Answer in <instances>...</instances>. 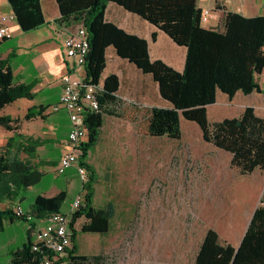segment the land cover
Returning <instances> with one entry per match:
<instances>
[{
    "label": "trees",
    "instance_id": "trees-1",
    "mask_svg": "<svg viewBox=\"0 0 264 264\" xmlns=\"http://www.w3.org/2000/svg\"><path fill=\"white\" fill-rule=\"evenodd\" d=\"M16 21L25 32L45 23L41 0H8ZM60 16L59 25L73 27L84 24L89 34V51L86 56V80L99 83L107 65L106 50L115 49L120 58L134 64L157 83L159 94L166 103L152 106L147 116L146 129L152 136L178 139L182 134L181 119L194 121L202 131L204 140L231 153V166L242 174L264 169V116L254 106L248 105L238 116L210 121L208 106L215 103L218 92L233 99L238 92L263 94L259 76L264 71V14L244 16L227 10L222 15V26L202 27L201 8L197 0H56ZM109 2H115L138 14L163 30L178 45L185 46L187 53L182 70L161 58L152 59L148 40L128 32L106 17ZM221 2L216 4L218 8ZM215 7V8H216ZM157 33H152L156 40ZM10 54L15 55V52ZM12 57L0 56V108L15 100L33 98L36 81L16 82L11 65ZM100 92V111L85 113L88 141L82 142L80 164L87 169V180L82 183L83 205L73 215V223L80 217L86 221L82 232L105 233L110 229L114 207L93 205L96 171L87 162L88 151L99 139L104 113L114 114L110 103L119 100L120 89L117 73H109L103 79ZM47 106L30 107L23 118L10 113L0 114V126L13 134L0 146V205L13 206L22 201L24 192L44 176L41 167L48 164L38 160V148L47 143L46 138L27 135L20 131L22 119L45 118ZM67 192L62 190L53 196L38 194L23 214L11 208L1 210L0 215L16 216L30 224L46 219L54 212L62 211ZM30 231V228H29ZM31 232V231H30ZM74 229L73 245L66 259L67 264H105L102 254L78 253ZM42 254L31 249V242L12 252L13 264H40ZM194 264H264V189L260 204L255 208L238 246L222 243L219 232L209 227L194 257Z\"/></svg>",
    "mask_w": 264,
    "mask_h": 264
},
{
    "label": "rangeland",
    "instance_id": "rangeland-1",
    "mask_svg": "<svg viewBox=\"0 0 264 264\" xmlns=\"http://www.w3.org/2000/svg\"><path fill=\"white\" fill-rule=\"evenodd\" d=\"M217 21L215 27L222 24V16ZM7 44H0V52ZM130 78L137 89L148 83L144 76L136 73H131ZM259 81L264 88V71ZM124 86L119 100L112 106L114 114L106 116L103 131L98 142L89 149L87 158L96 171L93 205L112 204L114 215L105 233L82 232L86 218L80 217L76 221L77 252L105 255V264H191L209 227L219 232L222 243L237 246L253 208L260 204L264 169L242 174L231 166V153L204 140L198 124L184 117L180 138L149 135L147 116L150 104L157 102L156 90L148 87L150 100L136 89L133 92L126 84ZM248 105L264 116L262 93L238 92L229 99L219 91L216 102L208 106V118L215 121L238 116ZM7 111V107L0 108V113ZM53 112L52 121L58 125L61 135L67 112L65 109ZM44 119L49 117L46 115ZM50 122V126L37 122L30 125L38 131L44 130V136L48 137L52 134L45 130H52ZM11 132L0 126V146ZM57 141L50 140L51 145L40 146L38 158L47 151L51 157L58 153L60 157L66 148L60 138ZM47 162L52 165L54 159ZM74 167L77 169L76 165ZM64 175L56 172L59 179ZM68 201L67 197L62 209ZM22 204L26 206L28 201L24 198ZM9 208L11 206H3L1 210Z\"/></svg>",
    "mask_w": 264,
    "mask_h": 264
},
{
    "label": "crops",
    "instance_id": "crops-1",
    "mask_svg": "<svg viewBox=\"0 0 264 264\" xmlns=\"http://www.w3.org/2000/svg\"><path fill=\"white\" fill-rule=\"evenodd\" d=\"M41 3L45 16V23L37 29L25 32L21 29L20 25L16 21L9 1L0 0V17L2 21L6 24H9L10 28L13 30L12 37L0 39V44L9 43L5 46L4 50L0 52V56L3 58L12 57L10 62L13 69L14 80L16 82L36 81L33 87V92L35 93L34 97H22L15 100L11 104L5 106L8 108L6 113H10L15 117L23 118L26 111L30 107L35 105L47 106L44 114L47 115V118L49 117V119H43L40 116L29 120L22 119L20 131L27 135L46 138L48 140L47 143L50 145V140L55 142L57 141V138H60V142L64 143L63 145L67 149V132L70 128L69 118H67V121L63 125L64 127L62 131L64 133H61L60 135L58 132V125L54 122V120L52 121V115H54V112L51 110V105L58 101L60 80L66 71V56L63 47V38L65 36L66 30L64 29L65 26L59 25L56 22V19L60 16V10L57 1L41 0ZM225 8L227 10L240 12L244 16H256L264 14V0H223L212 15L210 20L211 26H216L218 22L217 20H219V18L224 15ZM106 17L108 20L113 21L128 32L146 38L149 45V54L152 59L161 58L173 67L179 70L183 69L187 48L175 43L172 38H170V36H168L163 30L151 24L138 14L126 10L124 7L118 5L115 2L108 3ZM221 26L222 25H219L218 27ZM153 32L157 33L156 40L152 39ZM11 52H15V55L12 56V54H10ZM106 57L107 65L102 74L101 82H103V79L109 73H117L120 78V89L118 93H116L118 98L120 91L125 87L124 85L126 84L129 90L134 92L136 89V91L141 95L149 96V98L143 96L144 98L151 100L150 91L147 89L148 87H152L156 90L155 99L157 102L150 105L163 106L166 104L159 94L157 83L153 81L149 74L143 73L134 64L123 58H120L112 46L107 48ZM118 67H121L120 70ZM131 73L144 76L146 80H148L147 85H141L139 89L134 87V83L132 84V79L130 78ZM113 105L114 103L109 104L111 107ZM107 115H109V113H104L103 125L101 127L100 134L103 131ZM49 121H51L50 123H53V126L52 130H45L46 132L52 134L48 137L44 136V130L38 131L37 129H34L32 125H30L33 122H37V124H40L41 126L43 124H48L50 126L51 124H49ZM12 134L13 132H11V135ZM59 155L60 153H58L56 157H51L48 151L45 154H40V158H38L37 161L39 159L47 161H52L54 159V162L52 165H43L41 167V169L44 171V176L42 179L35 185L30 186L28 190L24 192V198L25 201H28V204L23 206L22 201H14L12 206L13 209L17 206H21L25 212L29 211L31 203L38 194L53 196L62 190L67 192V197L69 198L66 208L62 209V211L69 207L73 198L81 191L80 189L82 187V181L78 176L77 169L74 166L68 168L64 172L65 175L62 179H59L60 176H56L54 165L57 163ZM52 173L54 174L53 177L45 181V179ZM3 206H8V204L3 203L0 205V208ZM255 208H253L251 212L248 223ZM36 222L38 221H35V223ZM29 226L30 223L24 219L18 218L16 216L11 217L10 215H0V264H8L12 262V252L23 248L28 242H32V234L29 231ZM194 257L191 264H194ZM176 264L186 263L179 262Z\"/></svg>",
    "mask_w": 264,
    "mask_h": 264
},
{
    "label": "built area",
    "instance_id": "built-area-1",
    "mask_svg": "<svg viewBox=\"0 0 264 264\" xmlns=\"http://www.w3.org/2000/svg\"><path fill=\"white\" fill-rule=\"evenodd\" d=\"M222 1L197 0L201 8L200 23L202 27L211 26L210 20L214 8L218 2ZM64 29L66 30L63 38L66 71L60 80L58 101L51 105V110L65 109L70 121V128L67 132L68 148L59 157L55 171L61 174L76 165L83 183L87 180L88 172L86 167L79 162V153L80 145L88 137L85 113L100 111V92L103 90V83L86 80L85 62L89 51V34L84 24L79 23L69 28L65 26ZM12 35L13 30L0 17V39L10 38ZM83 202L84 192L81 190L73 198L67 211L54 212L46 219L30 224L31 249L42 254L40 264H56L61 259L67 258L73 245L74 229H76L73 215L80 209ZM14 212L25 213L21 206L15 207Z\"/></svg>",
    "mask_w": 264,
    "mask_h": 264
},
{
    "label": "water",
    "instance_id": "water-1",
    "mask_svg": "<svg viewBox=\"0 0 264 264\" xmlns=\"http://www.w3.org/2000/svg\"><path fill=\"white\" fill-rule=\"evenodd\" d=\"M249 224V223H248ZM248 226V225H247Z\"/></svg>",
    "mask_w": 264,
    "mask_h": 264
}]
</instances>
